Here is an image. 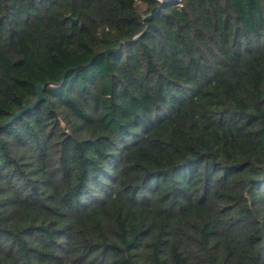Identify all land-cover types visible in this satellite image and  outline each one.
<instances>
[{"label":"trees","instance_id":"trees-1","mask_svg":"<svg viewBox=\"0 0 264 264\" xmlns=\"http://www.w3.org/2000/svg\"><path fill=\"white\" fill-rule=\"evenodd\" d=\"M0 264H264V0H0Z\"/></svg>","mask_w":264,"mask_h":264},{"label":"water","instance_id":"water-1","mask_svg":"<svg viewBox=\"0 0 264 264\" xmlns=\"http://www.w3.org/2000/svg\"><path fill=\"white\" fill-rule=\"evenodd\" d=\"M66 18L70 21V26L77 24V19L72 18L71 16H66ZM43 87L41 85H37L36 87V99L28 106L24 107L22 110L18 111L17 113L13 114L7 124H10L12 121L17 119L20 115L24 112L33 109L38 103L44 100L42 95Z\"/></svg>","mask_w":264,"mask_h":264}]
</instances>
